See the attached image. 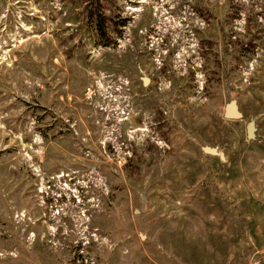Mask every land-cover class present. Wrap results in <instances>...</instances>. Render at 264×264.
I'll return each mask as SVG.
<instances>
[{"label":"rangeland","instance_id":"374dc122","mask_svg":"<svg viewBox=\"0 0 264 264\" xmlns=\"http://www.w3.org/2000/svg\"><path fill=\"white\" fill-rule=\"evenodd\" d=\"M0 264H264V0H0Z\"/></svg>","mask_w":264,"mask_h":264},{"label":"water","instance_id":"95a60500","mask_svg":"<svg viewBox=\"0 0 264 264\" xmlns=\"http://www.w3.org/2000/svg\"><path fill=\"white\" fill-rule=\"evenodd\" d=\"M223 118L225 119H240L242 117L241 113L239 112L235 100L231 99L227 103H225L223 107ZM253 122L249 121L247 124V136L249 138L253 137ZM202 150L205 153L209 154H216V150L214 148L209 147H202ZM221 157V154H218Z\"/></svg>","mask_w":264,"mask_h":264}]
</instances>
